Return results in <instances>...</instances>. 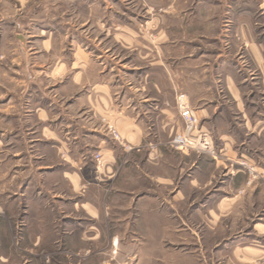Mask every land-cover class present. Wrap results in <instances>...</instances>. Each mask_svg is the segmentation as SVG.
Returning <instances> with one entry per match:
<instances>
[{
  "label": "crops",
  "instance_id": "0c3cea01",
  "mask_svg": "<svg viewBox=\"0 0 264 264\" xmlns=\"http://www.w3.org/2000/svg\"><path fill=\"white\" fill-rule=\"evenodd\" d=\"M10 2L0 0V180H8L9 186L17 185L19 195L28 199L34 196L32 199L44 202V197L51 193L53 201L72 202L73 211H85L86 226L74 223L81 228L82 243L96 245L98 235L105 233L108 246L129 251L133 264H194L187 254L176 251L175 203L187 201L190 188L205 187L210 180L200 183L197 176H192L191 167L185 178L188 187L170 189L162 199L156 190L160 186L155 183L157 177L152 179L155 185L152 189L145 188L147 174L142 169L146 163L155 164L162 154L157 144L146 143V115L150 112L162 115L163 123L171 124L170 133L183 129L176 105L177 89L172 103L160 102L154 94L159 96L161 84L152 80L154 70L162 72L164 68L171 78L177 75L176 71L162 65L153 55L152 71L143 77V66H134L136 85L122 83L118 93L110 76L107 79L106 73L102 76L100 70L94 72L96 67L79 44L81 38L76 36L75 25L59 18L55 4L43 1L36 4L33 0ZM3 3L12 9L5 13ZM41 7L42 15L38 17L37 10ZM141 53L144 59L145 54ZM149 74L152 77L148 79ZM150 87L152 95L146 94ZM231 87L235 107L241 113L244 137L239 141L232 132L215 133L222 156L211 160L216 169L222 168L224 172L216 188L218 216L242 198L238 190L244 187V191L246 187L244 171L225 161L246 154L252 157V163L257 162L253 153L259 149L264 167V119L258 114L248 115L249 111L234 93L237 85ZM209 89L190 85L184 91L179 90L186 94L203 130L213 118L220 117L225 104L218 95L210 96ZM112 123L121 135V145L113 142L106 131V125ZM252 138L262 141V146L250 149ZM97 152L101 156L99 166L93 158ZM191 154L198 160L195 169H199L202 156L194 153L185 156ZM124 155L128 157L123 161ZM263 187L262 180H255L247 194H264ZM108 190L109 201L103 205L102 194ZM210 196L214 195H206ZM166 201L168 207H162ZM106 217L112 218L115 228L112 230L111 226V232L107 228L102 230L98 221ZM252 229L264 234V222H255ZM238 251L243 263L264 264V244L242 246Z\"/></svg>",
  "mask_w": 264,
  "mask_h": 264
},
{
  "label": "rangeland",
  "instance_id": "374dc122",
  "mask_svg": "<svg viewBox=\"0 0 264 264\" xmlns=\"http://www.w3.org/2000/svg\"><path fill=\"white\" fill-rule=\"evenodd\" d=\"M42 1L55 4L54 11L59 18L75 25L76 36L81 38L79 44L96 67L94 72L100 70L102 76L106 73L107 79L110 76L118 93L122 83L136 85L134 66H143L145 73H140L143 77L152 71L150 62L155 55L162 65L177 73L171 78L164 68L162 72L154 70L152 80L162 88L159 96L154 95L160 102L172 103L174 90L177 89V98L186 95L179 90L184 91L190 85L208 87L210 96L218 95L224 101L220 117L213 118L206 130L198 120L197 135H201V142L195 149L172 147L170 140L175 130L169 132L171 124L163 123L162 115L152 112L146 115V143L157 144L162 154L155 164L146 163L142 169L147 174L145 188L152 189L155 186L152 179L157 177L155 183H160V190L157 186L155 189L162 199L170 189L188 187L185 178L191 167L194 168L190 171L192 176H197L200 183L210 180L205 187L190 188L187 201L175 203L177 252L187 254L194 264H248L239 260L238 249L264 244V234L252 229L255 222H264V194H247L255 180H262L264 184L263 154L257 149L262 141L252 138L249 148L257 147L255 153L248 148L258 158L257 162L252 163V157L246 154L225 161L244 171L246 187L244 191V187L238 190L242 198L219 216L216 188L224 172L222 168L216 169L211 159L222 156L221 144L215 138L217 130L232 132L239 141L244 137L241 113L230 93L232 84L237 85L234 93L249 111L248 115L258 114L264 119V0H33V3ZM8 8L11 7L3 3L5 13L10 11ZM41 9L37 10L38 17L42 15ZM141 52L145 54L144 59ZM150 77L151 74L147 78ZM151 89L146 94L152 95ZM110 125L119 139L110 132ZM105 128L113 142L121 145L116 126L112 123ZM185 153L202 156L199 169L194 167L198 160ZM127 157L124 155L123 161ZM93 158L99 166L100 154L94 153ZM222 189L228 191L227 187ZM20 192L17 185L9 186L8 180H0V264H133L129 251L108 246L105 233L97 237L100 244L82 243L80 227L86 226L88 218L85 211H73L72 202L53 201L51 193L40 202L32 199L34 196L31 199L20 196ZM208 194L214 196L207 198ZM102 195L104 205L109 201L110 190ZM165 203L162 202V207H168V201ZM103 209L105 212V206ZM260 216L262 219H258ZM111 219H98L102 230L107 228L111 232L115 228ZM75 222L81 226L76 227Z\"/></svg>",
  "mask_w": 264,
  "mask_h": 264
},
{
  "label": "built area",
  "instance_id": "2783aa9c",
  "mask_svg": "<svg viewBox=\"0 0 264 264\" xmlns=\"http://www.w3.org/2000/svg\"><path fill=\"white\" fill-rule=\"evenodd\" d=\"M176 105L184 125L181 132H177L173 135L170 140V145L180 150L198 148L201 142V135H197L198 118L195 110L190 106L186 95H179L176 98ZM109 130L116 139H119L118 133L111 125L109 126ZM96 159L97 162H99L98 155Z\"/></svg>",
  "mask_w": 264,
  "mask_h": 264
}]
</instances>
